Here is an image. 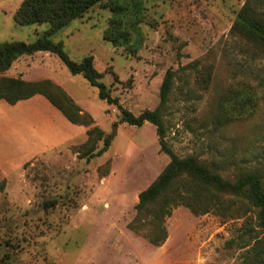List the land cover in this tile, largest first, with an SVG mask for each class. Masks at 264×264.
I'll use <instances>...</instances> for the list:
<instances>
[{"label": "rangeland", "instance_id": "obj_1", "mask_svg": "<svg viewBox=\"0 0 264 264\" xmlns=\"http://www.w3.org/2000/svg\"><path fill=\"white\" fill-rule=\"evenodd\" d=\"M21 1L0 0V43H31L48 30L47 23L14 22ZM246 1L141 0L140 18L124 20L129 40L115 45L105 34L112 10L102 0L52 33L72 60L93 57L117 104L49 52L23 55L0 73L52 78L93 118L72 124L40 95L0 101V264H254L248 253L263 232L239 202L227 215L174 208L159 246L127 227L138 193L169 157L153 124L129 125L119 108L154 109L166 70H175L162 110L168 145L224 176L264 174V47L232 30ZM254 3L264 14V0ZM93 126L112 136L101 156L85 161L73 147ZM247 227L255 230L245 234Z\"/></svg>", "mask_w": 264, "mask_h": 264}, {"label": "trees", "instance_id": "obj_2", "mask_svg": "<svg viewBox=\"0 0 264 264\" xmlns=\"http://www.w3.org/2000/svg\"><path fill=\"white\" fill-rule=\"evenodd\" d=\"M102 0H22L14 12L13 20L18 25L47 23L45 35L34 42L12 41L0 43V73L7 71L13 62L23 55L45 51L58 57L73 75L80 74L87 82L98 89V97L108 104H117L111 96L110 88L102 81V74L93 64V57L86 56L80 62L72 60L65 52L61 42H54L50 35L65 26L73 19L81 17L90 8ZM112 19L105 34L113 44L127 42L128 33L124 29V20L131 14L140 18L141 0H109ZM136 24V22H135ZM232 30L264 47V14L257 10L254 0H247L236 14ZM175 70L167 69L160 87L159 102L154 109H144L135 115L119 107L122 121L136 127L145 122L153 124L160 151L169 157V162L158 176L138 193L135 204V215L127 223V227L141 234L151 244L161 245L167 238L164 222L172 214L174 208L184 206L194 215H202L211 211L227 215L236 210L239 202L253 213L257 226L263 237L255 240L250 248L249 257L255 264H264V174L259 169H242L233 176H224L196 155L179 156L168 145L165 136V125L162 110L169 100L173 86ZM34 95H41L58 109L72 124L88 126L93 118L57 84L49 79L29 81L20 77L0 76V101L15 104ZM86 140L73 147L78 158L89 161L101 156L110 144V139L97 126L86 130ZM98 141L103 142L97 148ZM4 182H0V191ZM250 227L244 230L251 232Z\"/></svg>", "mask_w": 264, "mask_h": 264}, {"label": "water", "instance_id": "obj_3", "mask_svg": "<svg viewBox=\"0 0 264 264\" xmlns=\"http://www.w3.org/2000/svg\"><path fill=\"white\" fill-rule=\"evenodd\" d=\"M116 133V126L113 125V131H112V135H114ZM112 135H110L109 137H111Z\"/></svg>", "mask_w": 264, "mask_h": 264}, {"label": "crops", "instance_id": "obj_4", "mask_svg": "<svg viewBox=\"0 0 264 264\" xmlns=\"http://www.w3.org/2000/svg\"><path fill=\"white\" fill-rule=\"evenodd\" d=\"M39 52H43V51H39ZM21 57V56H20ZM19 59V58H18ZM14 63V62H13ZM27 80H31V79H27ZM51 80H53L52 78H51ZM54 81V80H53ZM35 96V95H34ZM41 96V95H40ZM33 97V96H32ZM58 110V109H57Z\"/></svg>", "mask_w": 264, "mask_h": 264}]
</instances>
